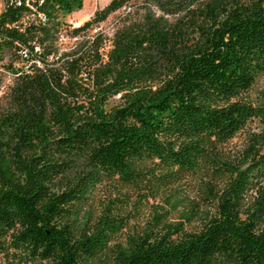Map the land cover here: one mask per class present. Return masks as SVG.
<instances>
[{"label": "trees", "instance_id": "obj_1", "mask_svg": "<svg viewBox=\"0 0 264 264\" xmlns=\"http://www.w3.org/2000/svg\"><path fill=\"white\" fill-rule=\"evenodd\" d=\"M32 1L44 23L24 3L0 11V61H24L21 47L41 60L6 64L0 264H264V93L248 94L264 72V0H143L142 21L85 37L130 1L110 0L66 29L76 38L62 51L59 29L84 0ZM181 9L188 24H171ZM184 176L201 202L179 194ZM100 188L116 196L95 205ZM158 195L169 207L130 229L124 211Z\"/></svg>", "mask_w": 264, "mask_h": 264}, {"label": "rangeland", "instance_id": "obj_2", "mask_svg": "<svg viewBox=\"0 0 264 264\" xmlns=\"http://www.w3.org/2000/svg\"><path fill=\"white\" fill-rule=\"evenodd\" d=\"M110 0H84V5L81 7L83 8V11L79 13H74L71 12L65 16V18L68 17H74L76 19H80L81 22H84L86 19L90 18V16L93 14L95 9L102 8L104 7ZM192 1L189 4V8L198 10L199 7H204L205 4L208 1L211 0H189ZM143 0H130L127 4L120 6L119 8L111 11L107 17L98 23L93 24L90 26L87 31L85 32L84 36H92L96 31H101L104 34L110 36L114 30L122 25L125 22L129 21H142L143 16L145 13V8L143 6ZM4 6V0H0V11ZM86 9H88L86 11ZM156 9V13H160V10ZM165 16L167 17L168 21L171 24H177L179 21H184V24H188L189 20L188 14H187V9H181V10H176L170 13H166ZM32 16L28 17L27 15L24 16V19L29 20L31 19ZM197 19L199 17H196ZM192 33V31H191ZM76 37H71L69 34L66 33L65 37L62 39H58V47L59 50H65L68 49L71 46V43L75 40ZM13 58V64L15 66L21 65L25 63V61H21L18 56H15L14 53H11L10 51H7L6 54L4 55V58L0 61V106L4 105L7 103L8 100V94L10 91V87L13 84L14 81V73L12 71V68L8 67L6 64L7 62ZM264 93V72L261 73L256 81L254 82L253 86L249 90L248 94L252 99H256L259 96H261ZM258 121L253 120L251 121L248 125L247 128L249 129H254L257 127ZM244 131L239 132L236 134L226 145L225 148L230 151H238L239 148L244 143ZM184 180V181H183ZM197 179L191 177V176H184L182 178L183 182V189L179 191V194L182 196L187 197L190 200H195L199 198V193H201V190L199 186L196 184ZM113 194L106 193L105 188H100L95 196V205H98L99 200H102V198H105L106 196H116ZM200 201V198L197 199ZM201 202V201H200ZM118 204V201L115 202ZM162 206L163 205L168 208L169 204L165 203V200L163 199V195H158L157 197H150L147 199L145 203L139 204L138 207H135L133 209V206H130L129 208L126 209L124 212H128L129 216V228H139L140 226H143L146 221L152 216L154 213L153 211V206ZM183 205V204H182ZM182 205H179L181 207ZM183 207V206H182ZM159 208V207H158ZM129 210V211H127ZM159 212L162 211V209ZM178 209H170V218L172 220H175L177 218H180L178 216ZM195 223H186V226H196L199 223V219L194 220Z\"/></svg>", "mask_w": 264, "mask_h": 264}, {"label": "built area", "instance_id": "obj_3", "mask_svg": "<svg viewBox=\"0 0 264 264\" xmlns=\"http://www.w3.org/2000/svg\"><path fill=\"white\" fill-rule=\"evenodd\" d=\"M6 0H4L5 2ZM9 3H16L21 4L24 3L25 6L28 7L27 9V16L31 17L35 22H41L44 23L47 20V16L43 10L38 8L32 0H8ZM83 22H81L80 19H76L74 17H68L65 19L64 24L59 29V39H62L66 35V29L72 28L81 25ZM106 48L108 47V44L104 45ZM36 49H38V46H35ZM18 52L20 53V57L25 61L23 64L24 68H28L29 64L31 62H35L38 65H41V60L38 56H33L30 52V50L26 47L19 48ZM103 56H106V53H103Z\"/></svg>", "mask_w": 264, "mask_h": 264}, {"label": "crops", "instance_id": "obj_4", "mask_svg": "<svg viewBox=\"0 0 264 264\" xmlns=\"http://www.w3.org/2000/svg\"><path fill=\"white\" fill-rule=\"evenodd\" d=\"M84 4H85V3H84ZM84 4H83V5H84ZM87 10H88V9H86V11H87ZM82 11H83V8H80V9L75 10V11H73V12H74V13H79V14H80Z\"/></svg>", "mask_w": 264, "mask_h": 264}]
</instances>
